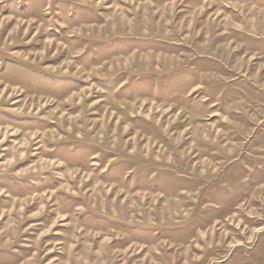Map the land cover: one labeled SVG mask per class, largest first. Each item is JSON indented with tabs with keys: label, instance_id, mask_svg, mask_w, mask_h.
<instances>
[{
	"label": "rangeland",
	"instance_id": "rangeland-1",
	"mask_svg": "<svg viewBox=\"0 0 264 264\" xmlns=\"http://www.w3.org/2000/svg\"><path fill=\"white\" fill-rule=\"evenodd\" d=\"M0 264H264V0H0Z\"/></svg>",
	"mask_w": 264,
	"mask_h": 264
}]
</instances>
